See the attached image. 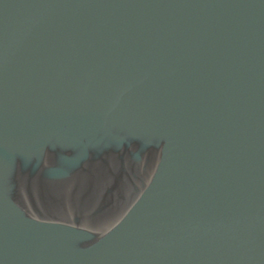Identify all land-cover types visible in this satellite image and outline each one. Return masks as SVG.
I'll list each match as a JSON object with an SVG mask.
<instances>
[{
	"label": "water",
	"instance_id": "95a60500",
	"mask_svg": "<svg viewBox=\"0 0 264 264\" xmlns=\"http://www.w3.org/2000/svg\"><path fill=\"white\" fill-rule=\"evenodd\" d=\"M0 264H264V0H0Z\"/></svg>",
	"mask_w": 264,
	"mask_h": 264
}]
</instances>
